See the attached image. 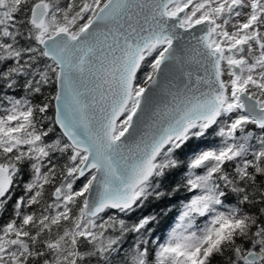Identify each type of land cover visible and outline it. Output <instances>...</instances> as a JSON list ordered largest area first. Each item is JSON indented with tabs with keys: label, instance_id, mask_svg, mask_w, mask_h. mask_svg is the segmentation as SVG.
Instances as JSON below:
<instances>
[{
	"label": "snow or ice",
	"instance_id": "obj_1",
	"mask_svg": "<svg viewBox=\"0 0 264 264\" xmlns=\"http://www.w3.org/2000/svg\"><path fill=\"white\" fill-rule=\"evenodd\" d=\"M6 213L0 264H264V0H0Z\"/></svg>",
	"mask_w": 264,
	"mask_h": 264
},
{
	"label": "trees",
	"instance_id": "obj_2",
	"mask_svg": "<svg viewBox=\"0 0 264 264\" xmlns=\"http://www.w3.org/2000/svg\"><path fill=\"white\" fill-rule=\"evenodd\" d=\"M148 59L151 60V57H149ZM147 63L148 61H145V64L142 65L140 72L145 68ZM140 72L138 73L137 78H139ZM219 140H220L219 137L210 136L208 137V139L197 140L194 141L193 143L200 145L201 148H204L206 146H209V148H211V147L219 146L220 144ZM186 173H187L186 168L182 169L179 173H172L168 181H166V183L170 186H174L175 182L184 179ZM28 179L29 177L25 175L24 180L27 181ZM79 183L80 182L77 181V184ZM23 194L24 193L22 187L17 188L15 194L13 195V200H15L17 197ZM190 196L191 193L182 190L180 193H177L176 195L170 198H166L162 201L149 204L147 208L143 210L144 214H147L149 211H158L161 207L170 209V211L167 212V215L161 216L160 223L154 226V232L152 233V236L154 238H158L161 241L166 238L169 229L172 227L174 221L180 214L182 204L186 202L187 198H189ZM227 201L232 206H235L237 204V200L234 195H230L227 198ZM245 207L249 211L252 212L256 211V207H250V208L248 206ZM24 211H29V209H24ZM9 214L10 213H6L3 218H0V226H2L8 220ZM138 215L139 213H134L131 217H124V218L131 222L134 221ZM133 240H134V234H129L128 242L131 243L133 242ZM249 246L250 245L248 243L245 244V247H249ZM125 247H127V244L125 245ZM215 264H228L227 254L225 257H217L215 260Z\"/></svg>",
	"mask_w": 264,
	"mask_h": 264
},
{
	"label": "rangeland",
	"instance_id": "obj_3",
	"mask_svg": "<svg viewBox=\"0 0 264 264\" xmlns=\"http://www.w3.org/2000/svg\"><path fill=\"white\" fill-rule=\"evenodd\" d=\"M151 71V69L149 68V67H147V65L145 66V68L140 72V75H139V78H138V82L139 83H143V77H144V75L147 73V72H150ZM219 142H220V140H219ZM204 148H209V146H206V147H204ZM192 195H194V193H191V196ZM190 196V197H191ZM189 197V198H190ZM179 217V216H178ZM178 217L176 218V220L174 221V223H173V225H172V227H174L175 226V223L177 222V220H178ZM171 227V228H172ZM171 228L169 229V231L171 230ZM168 231V232H169Z\"/></svg>",
	"mask_w": 264,
	"mask_h": 264
},
{
	"label": "water",
	"instance_id": "obj_4",
	"mask_svg": "<svg viewBox=\"0 0 264 264\" xmlns=\"http://www.w3.org/2000/svg\"><path fill=\"white\" fill-rule=\"evenodd\" d=\"M179 76H180L179 69H174L173 72L171 73V75L169 76V79L173 80V82H176V80L179 78Z\"/></svg>",
	"mask_w": 264,
	"mask_h": 264
}]
</instances>
